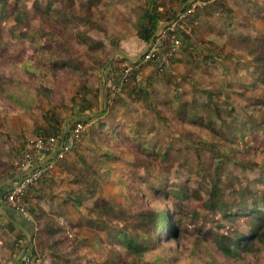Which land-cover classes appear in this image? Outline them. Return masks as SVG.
Instances as JSON below:
<instances>
[{"label":"rangeland","instance_id":"rangeland-1","mask_svg":"<svg viewBox=\"0 0 264 264\" xmlns=\"http://www.w3.org/2000/svg\"><path fill=\"white\" fill-rule=\"evenodd\" d=\"M73 1L71 9H77L74 12L83 21L68 26L41 18L34 5L36 0L0 2V10H7L10 16L13 13L17 17L0 16V53L3 64L12 62L20 67L31 63L40 44H53L57 40L63 42L66 39L63 48H70L82 63L91 67L88 69V76L78 72L57 71L50 76V82L43 72L31 69L18 75V79L25 80L30 85L41 82L51 86L53 93L49 97L23 85L21 103L11 102L7 100L8 95L18 97L19 91L0 89V175H18L25 152L30 153L33 146L31 140L36 131L48 122L45 116L50 120L51 116L61 119L64 129L66 121L76 113L77 105L84 103L82 97L87 99L93 111L98 112L108 92V107L113 105L108 108V121L115 118L123 132L128 125H132L128 135H138L137 144L148 140L169 141L174 148L182 147L188 154H193V146H199L194 143L197 140L216 142V129L220 127L222 120L237 122L249 115H264V78L246 55L233 48V41L229 39L234 37L264 46V0H189L191 6L187 9L192 11L180 20H172L166 28L163 27L165 29L158 32L164 37V47L161 48L158 63L145 62L140 52H136L131 59L126 58L124 54L127 55L135 44L132 43L131 47L119 44L121 39H127L128 43L131 37L135 39L134 9L144 4L145 0ZM156 3H159V10L163 13L177 10L176 16H179L184 12L180 9V0H156ZM67 6L68 4L60 5L59 0H55V7L60 15L68 17L66 10L70 7ZM24 15H27V21L21 20ZM229 23L231 24L228 25ZM177 26L186 35L187 41L184 43L173 32ZM11 27L15 28L14 32ZM37 29L40 31L37 32ZM21 32L24 36L19 35ZM86 34L96 41L95 46L80 41L79 37L84 38ZM175 39H178L176 43ZM113 51L115 52L112 54ZM54 55L47 59H52ZM137 84L146 93L137 96L132 90ZM114 98L120 100L114 101ZM193 100L196 106L208 101L204 117H207V122L212 123V130L181 122L184 121L179 118L181 106L193 104ZM187 110L184 111V116H192L190 109ZM112 114L115 115L114 118ZM95 125L96 120L83 124L73 148L65 158L53 162L48 175L33 186L39 196L30 201H44L48 205V212H52L65 226L71 238H85L76 251L71 252V260L63 264H102L103 261L117 259L112 238L109 237L110 232L100 227L98 215L114 226L134 223L130 216L142 207L138 197L141 185L139 177L131 172V163H134L138 175L145 173L148 168L155 175H160V184L163 179L183 184L187 177L185 169L174 161L162 162L156 158H149L144 162L134 160L132 153L135 152H130L129 147L132 142L121 145L122 150L115 152L116 157L103 161L101 165L93 164L94 157L107 151L106 145L100 141L94 142L91 138L90 131ZM243 140L239 144L249 146L247 157L256 162L261 161L264 156V128L247 133ZM90 164L94 167L90 168ZM107 167L110 172L104 174L103 170ZM227 168L234 179L231 187L222 186L225 191L222 200L225 201L226 208L233 209V201L239 198L231 195L230 191L264 188V183L260 181L264 173L261 174L258 169L244 170L232 163H227ZM155 178H150V182L155 181ZM201 185L209 187L207 182L195 175L193 186L201 189ZM203 194L204 192L201 197L190 195L178 199L181 208L188 214L185 226L191 234L185 235L174 247L176 252L181 250L182 253L170 264H185L182 260L190 254L193 237L199 236L197 228H201V231L212 229L221 232L232 229L240 232L249 230L242 218L230 222L220 213L206 209ZM28 196L26 193L25 198ZM102 199L115 209L122 208L125 216L118 219L98 212L93 208V203ZM64 201L67 202L64 204ZM54 202L59 203L57 207L53 206ZM25 207L31 212L30 205ZM72 220L74 223H68ZM218 224L220 229L217 228ZM169 243L174 245L175 241L171 240ZM65 244L66 242L63 245ZM63 245L58 248L64 249ZM68 248L69 244L66 250ZM42 257L47 261L50 259L46 255ZM245 259L250 260L251 264H264V251L248 255ZM196 263L200 264L198 261ZM230 264L237 263L231 261Z\"/></svg>","mask_w":264,"mask_h":264},{"label":"trees","instance_id":"trees-1","mask_svg":"<svg viewBox=\"0 0 264 264\" xmlns=\"http://www.w3.org/2000/svg\"><path fill=\"white\" fill-rule=\"evenodd\" d=\"M1 1L7 2V0ZM59 3L60 5L68 4L67 8L70 7L66 10L68 17L60 15V11L55 7V0H43V2L36 0L34 5L41 18L49 21L54 20L58 25L68 26L71 23L83 21V18L75 13L77 9H71V6H74L73 0H59ZM158 4L156 0H145L144 4L138 5L134 9L135 35L145 45L159 36V33H155L163 21L178 19V16H176L177 10L166 16L167 12L163 13L160 11ZM180 6V9L185 11L191 4L189 0H180ZM6 11L1 9L0 16L2 14L10 16ZM26 16L24 15L21 20L27 21ZM10 17L17 19L13 13H11ZM11 28L14 32L15 28ZM39 31L37 29V32ZM173 32L177 34L183 43L187 41L186 35L180 32L178 26L175 27ZM19 35L24 36L22 32ZM36 35L34 37L37 38ZM79 39H81L82 43L95 46L96 41L93 40L91 35L86 34L84 38L79 37ZM229 39L233 41V48L246 55L258 69L260 76L264 78V46L243 39L237 40L234 37ZM63 42L57 40L53 44H40L39 51L30 60L31 63H25L20 65V67L12 62L3 64L0 53V89L9 92L19 91L18 97L11 94L8 95V99L5 93L1 92L3 96L8 101L21 103L24 94L22 91L24 90L23 85L30 86L32 91L47 97L53 93L52 87L47 84L36 82L30 85L27 81L18 79V75L28 69L43 72L46 78H49V82L50 76L57 71L78 72L81 75L88 76L90 65L82 63L67 46L63 48ZM1 43L2 37L0 35V45ZM162 47H164V42L158 46L159 54L162 53ZM52 54H55L54 57L47 59ZM159 61L160 59H153L150 62L158 63ZM148 79L151 80V78ZM132 90L137 96L145 92L140 84L135 85ZM106 94L107 96H105L102 107L98 112L93 111L87 99L82 97L84 103L77 105L76 113L69 118L71 122L69 120L66 121V130L68 131L75 122L87 124L89 121L96 120V125L90 131L91 138L94 142L100 141L106 145L107 151H103L99 157H94L93 164L101 165L104 163L103 161L116 157V153L122 150L121 145H124L125 142H132L129 147L130 152H135L132 153L135 156L134 160L144 162L146 159L156 158L161 159L162 162L174 161L176 165L185 169L187 177L183 184L168 182L165 179L160 184L158 183L159 180H162L160 175H155L149 168L142 175H138L135 171L134 163H131L133 170L131 172L139 177L141 192L138 197L142 207L138 212L130 216L135 225L134 223L123 226L110 225L106 219L98 215L100 227L110 232L109 237L112 238L111 243L115 247L114 253L117 254L116 260L103 261L102 264L174 263L178 259V255L182 253L181 250L176 252L174 247L178 245L185 235L191 234L185 226V218H187L188 214L181 208L178 199L190 195L201 197L203 192L205 196L203 204L206 209L220 213L222 217L230 222L242 218L249 230L240 232L237 229H232L229 231L233 232H221L212 229L201 231V228H197L199 236L193 237L190 254L182 261H185V264H197L196 261L200 262V264H230L231 261H235L237 264H251L250 260L246 261V256L256 255L259 251H264V188L261 190L243 188L230 191L231 195H237L239 198L233 201V209H228L225 207V201L222 200L225 195L222 186L227 187L228 185L231 187L234 179L231 171L227 168V163H232L244 170L258 169L261 174L264 173V156L259 161L260 163L256 162L251 157H247L250 150L249 146L245 143L243 145L239 144V142L244 141L243 138L247 133L264 128V115L262 117L249 115L246 119H241L237 122H225L222 120L220 127L216 129L217 141L197 140L194 143H198L199 146H193V154H188L189 152L184 151L182 147L174 148L169 141L155 142L148 140L146 143L137 144L139 136L128 135L132 125H128L127 130L123 132V129H120V123L115 120L114 114H112L113 121H108L110 116L108 108H112L113 105L108 107L107 101L110 96H108V92ZM208 95L211 98V92ZM113 100L117 101L120 99L114 98ZM73 104L75 106V103ZM208 105V101L201 102L198 106H196L195 101L193 104H184L179 111V118L184 120L181 122H187L194 127L211 128L212 130V123L207 122V117H204V111ZM187 109H190L192 116H184V111L186 110L187 112ZM218 116L222 119L221 115L218 114ZM45 118L48 122L45 126L41 125L35 135L50 136L63 133L61 119L53 116H51V120L49 117L45 116ZM93 164L88 166L93 168ZM103 172L104 174L109 173L110 168H105ZM195 175L203 182H207L209 187L201 185L200 188L202 190L195 188L193 186ZM152 177H156L155 181L150 182ZM255 180L257 179H253V181ZM260 181L264 183V177H261ZM29 192L35 198L39 196L37 195V190L33 187L30 188ZM30 198H24L25 203L30 201ZM66 202L64 201V204ZM93 208H96L100 213L110 215V217L114 216L120 219L125 216L122 208L115 209L103 199L94 201ZM35 211L34 222L32 223L34 228L31 236L33 242L31 254L33 256L46 255V257L50 258L48 264H63L70 261L71 252L74 253L79 244L85 241V238L82 237L78 240L74 237L71 238L65 226L54 217V214L41 206L36 205ZM68 223L72 224L74 221L72 220ZM217 228L220 229L219 224ZM171 240L175 241L174 245L169 243ZM65 242L66 244L63 245ZM68 244L69 248L66 250ZM61 245L64 246V249L58 248Z\"/></svg>","mask_w":264,"mask_h":264},{"label":"built area","instance_id":"built-area-1","mask_svg":"<svg viewBox=\"0 0 264 264\" xmlns=\"http://www.w3.org/2000/svg\"><path fill=\"white\" fill-rule=\"evenodd\" d=\"M192 10L186 9L183 13L178 14L179 20L190 13ZM175 29V28H174ZM163 35L159 36L147 44L142 58L145 62L153 59H160L158 46L164 42ZM178 39H175L176 43ZM82 123L75 122L71 128L62 134L42 136L35 135L31 143L33 146L29 152H25L21 167L18 169L19 176L14 180L9 189L3 195L4 204L23 215L27 219H31V215L25 207V195L29 189L43 180L52 168V163L63 160L74 144V140L79 135ZM64 130V129H63ZM32 220V219H31ZM22 264H46L41 255H25L22 258Z\"/></svg>","mask_w":264,"mask_h":264},{"label":"crops","instance_id":"crops-1","mask_svg":"<svg viewBox=\"0 0 264 264\" xmlns=\"http://www.w3.org/2000/svg\"><path fill=\"white\" fill-rule=\"evenodd\" d=\"M169 13L172 12H167L168 16ZM170 23L171 21H164V24L166 25H169ZM133 32H135V30ZM133 36L135 39H132L131 37L129 39V43L126 41L127 39H121V42L119 41V44H121L122 46L130 45L129 47H131L132 43L135 44V47L133 49L129 50V47L127 48L129 50V53L127 55L124 54L126 58L130 59L136 54V52H140L141 55L147 47L143 42L137 39L135 33H133ZM114 52L115 51H113L112 54ZM18 176L19 172L18 175H0V264H22V258L25 255L31 254V248L33 246L31 236L34 227L32 223L34 222V215L36 211L32 208H35L36 205H38L46 209L47 211L49 210L48 205L44 204V201H27L25 205L31 206V212L28 211L31 215V220L8 208L4 204V201L2 199L3 195ZM28 195V197H31L30 200H33L35 198V196H31L29 191ZM58 204L59 203L54 202L53 206L57 207ZM49 261L45 259L46 264H48Z\"/></svg>","mask_w":264,"mask_h":264},{"label":"water","instance_id":"water-1","mask_svg":"<svg viewBox=\"0 0 264 264\" xmlns=\"http://www.w3.org/2000/svg\"><path fill=\"white\" fill-rule=\"evenodd\" d=\"M192 1H193V0H192ZM164 26H166V24H160L159 27L157 28L155 34H157L161 29H163ZM144 51H145V50H144ZM144 51H143V53H144ZM143 53H142L140 56H142ZM65 130H66V123H65V125H64V130H63V131L65 132Z\"/></svg>","mask_w":264,"mask_h":264}]
</instances>
